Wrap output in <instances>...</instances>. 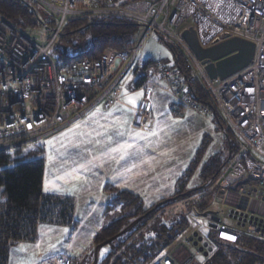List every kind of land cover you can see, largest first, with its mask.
Wrapping results in <instances>:
<instances>
[{"label": "built area", "instance_id": "obj_1", "mask_svg": "<svg viewBox=\"0 0 264 264\" xmlns=\"http://www.w3.org/2000/svg\"><path fill=\"white\" fill-rule=\"evenodd\" d=\"M27 1L56 25L41 23L22 29L0 12V152L45 140L98 106L109 110L122 102L121 83L145 41L156 33L183 58L211 104L206 107L193 98L179 67L157 62V75L177 99L175 113L180 115L187 108L217 118L234 145V152L210 185L223 192L222 204L230 193L240 197L239 204L232 207L237 223L221 226V234L231 232L264 241V216L249 207L251 203L264 205V0ZM103 17L139 24L141 42L125 50L108 47L98 59H75L67 69H60L53 52L67 22ZM186 29L195 30L204 48L233 37L250 40L255 43L254 58L227 78H211L183 38ZM143 89L134 126L149 129L155 123L153 88L146 83ZM201 195L185 197L177 205H182L188 217L200 215L197 202ZM222 214L220 210L218 215ZM52 218L60 220L58 215ZM44 220L48 218L40 216L38 224ZM183 241L192 245L193 238ZM38 264L73 263L68 255L59 254ZM154 264L169 263L163 259Z\"/></svg>", "mask_w": 264, "mask_h": 264}, {"label": "crops", "instance_id": "obj_2", "mask_svg": "<svg viewBox=\"0 0 264 264\" xmlns=\"http://www.w3.org/2000/svg\"><path fill=\"white\" fill-rule=\"evenodd\" d=\"M146 75L154 92L152 128L134 126L144 89L136 88L135 81H131L122 88V102L109 110L98 106L45 139L48 147L46 152L44 149L43 192L72 199V220L40 222L33 240L15 242L10 248L7 264H38L59 254L87 260L94 252L96 235L107 224L111 198L107 188L131 192L149 209L175 196L181 178L191 168L186 186H200L204 166L216 155L229 151L227 134L215 118L187 108L177 116L176 98L165 80L155 69ZM239 201L237 193H230L226 205L234 207ZM250 209L264 216L263 204L251 203ZM208 211L201 214V226L216 229L217 225L209 220L213 219V211ZM198 223L193 227L189 222L179 239L196 232L207 238ZM179 239L166 254L174 264H190V250Z\"/></svg>", "mask_w": 264, "mask_h": 264}, {"label": "trees", "instance_id": "obj_3", "mask_svg": "<svg viewBox=\"0 0 264 264\" xmlns=\"http://www.w3.org/2000/svg\"><path fill=\"white\" fill-rule=\"evenodd\" d=\"M0 12L10 21L22 29L38 27L43 23L49 27H54L56 22L42 10L37 9L41 18L38 20L35 13L23 0H0ZM74 33L90 34L91 44L76 56H70L69 46L72 44L71 35ZM142 32L141 26L135 22L114 17H103L96 19H74L65 25L59 44L54 49L53 55L60 69H67L70 63L79 58L101 57L104 50L108 47L117 49H130L139 44ZM161 38V37H160ZM173 53L175 63L182 71L187 86L192 92L195 100L206 107H210V101L199 83L192 75L191 69L185 64L183 58L176 49L164 38H161ZM63 45L67 46L66 53ZM161 62L148 58L143 64V69H155V63ZM163 63V62H162ZM137 66L134 70L135 87L141 88L147 83V73L139 75ZM132 70V71H133ZM219 125L222 124L215 118ZM230 138V137H229ZM228 139V138H227ZM38 144V143H34ZM23 148H17L8 152H0V167L13 164L10 168H0V264H7L10 248L15 242L22 240H33L36 237L38 228V210L39 207L46 208L42 218L54 220L52 210L56 207H62L58 216L59 222H71L73 214V201L70 198L45 195L43 192L44 179V157L41 155L44 148L40 145L36 151L29 153L26 157L21 155ZM234 152L233 142L230 143L227 156L216 155L203 168V183L211 177L217 176L225 166L230 153ZM17 154L16 157L13 155ZM38 154L37 157L35 155ZM192 168L179 182V189L175 196L177 200L183 199L187 190L186 186L192 173ZM197 188V187H196ZM193 188V193L200 189ZM111 198L108 201L106 217L107 224L98 232L95 237V245L106 238H110L123 230L131 221L145 215L150 209H145L141 198L126 190L116 188H107ZM209 198H204L199 209L206 210ZM171 202L154 209L149 215L145 216L131 231L118 237L107 246L110 251L106 252L99 264H154L165 252L167 248L176 241L181 233L188 227L186 217L181 221L169 226L166 222L160 225L157 230V238L145 240L144 234L127 243L131 235L136 232L139 226L159 212L163 207ZM76 226V223L74 222ZM236 246H221L209 258L207 264H264V241L255 238L238 235ZM257 240V241H256ZM258 242V243H257ZM259 244V246H258ZM125 246L126 252L121 257H115V254ZM257 247V250L254 248ZM148 250V251H147ZM102 254V252H101ZM263 256V257H262ZM73 264H80L81 261L71 258ZM92 262V261H91ZM90 262V263H91Z\"/></svg>", "mask_w": 264, "mask_h": 264}, {"label": "rangeland", "instance_id": "obj_4", "mask_svg": "<svg viewBox=\"0 0 264 264\" xmlns=\"http://www.w3.org/2000/svg\"><path fill=\"white\" fill-rule=\"evenodd\" d=\"M142 38H143V35L141 36L139 43L141 42ZM71 39H72V44H70L69 51H68L70 56H76L77 54L82 52L86 47H88L92 42V38H91L90 34H87V33H84V34L74 33L71 35ZM148 58L159 60V61L163 62L164 64H166L167 66H172L175 63V59H174L172 51L170 50L168 45L163 40H161L160 36L156 33L151 35L145 41L141 51L139 52V54L137 56L136 62L132 67L133 69H135L137 66H139L137 69L138 70L137 72L139 73V75H142L143 73H147L148 71L151 72V70H152L151 67L148 68L147 70L143 69V66H144L143 63ZM132 70H130L128 72V74L125 76L124 80L122 81V83H121L122 88H126V85L128 82L135 81L136 77L133 78V75L135 76V74H134V70L133 71ZM150 80H152V76H151ZM157 80H158V78L156 77L155 81H157ZM151 101H152V109H153L154 92H153ZM176 102H177V99H176ZM153 111H154V109H153ZM177 116H179V115H177ZM185 116H188V115H185ZM207 118H209V117H207ZM210 138L212 139L213 137L210 136ZM35 143H38V144L36 145L33 143L31 145H28L27 147H24L22 153H20V154L26 157L29 153L36 151V149L40 145L45 149V152L47 151L46 149L48 146H47V144H45V140H39L38 142H35ZM227 151L228 150L226 149V151L223 152L224 157L227 156V153H228ZM45 154L46 153L43 152V154H41V155L44 158H46ZM16 155L17 154H14L13 156L16 157ZM37 156H38V154L35 155V157H37ZM12 166H13V164H8V165H5V166L0 167V168H10ZM202 184H204V183H202ZM210 185L204 189H200L199 192L191 194L193 197L197 196L199 194H203V196L201 195L202 197L199 198L198 199L199 201L197 202V206H198V210L200 212V215H194L193 214L192 216L188 217V215L186 213L187 211L182 208V205H177V204H180V202H183L182 200H184L185 197H189L190 195L185 196L183 199L171 202L170 204L163 207L159 212L151 215V217L149 219H147V221L144 223V225L139 226L138 229L136 230V232L131 235V238H129L126 245L128 243H130L132 240L138 238L140 234H144L145 240L147 238H150L151 240H155L158 236L157 230L160 228V225L165 224L167 222L168 225L171 227L174 224L181 221V218L186 217L188 224L190 222L191 226H193V227L199 226L198 222L200 221V227H198V228L206 231L205 235L207 237V238H204L202 236L203 242H201L199 245V246H201L204 242H207V246L205 247V249L203 251H200L198 246H194V242L197 241L198 236H200L198 232H196L198 234V236L195 235L196 233H194V234L192 233V234L186 236L187 238L189 236H191L193 238L192 245L185 243L183 241V237L180 239L178 238L183 243V245L186 246L187 248H189V250H190L191 257H193L192 258L193 260L190 264H207L209 258L221 246H228V245L229 246H236V241H237L239 236L233 235V234H231V232H227V234L222 235L221 231L219 229L223 225L228 227V226H234L237 223L236 218L233 215L230 216L233 213V209H232V207H227L226 204H222V202L219 201V199L223 197V192H219L216 188L211 189ZM204 198H209V202L206 206V210H201V208L199 209V206L202 203V201L204 200ZM237 204H239V202ZM250 205L251 204H249V207H250ZM189 209H190V207H189ZM210 209L213 211L214 216H212L213 219H209V220H211V222L213 224L217 225L216 229L210 228L207 225L204 226V224H202V226H201V218H202L201 214L204 211H206V213H210L209 211L207 212V210H210ZM61 210H62V207L56 206L53 209L54 217H56L59 214V212H61ZM220 210L223 211L222 215H218V212H220ZM45 211H46L45 206L44 207L40 206L38 213H37L38 218L40 216L43 217L44 215H46L44 213ZM193 227L190 229L191 232H192ZM183 232L181 233V235H183ZM228 237H234V239H229ZM175 242L177 243V241H174V243ZM174 243H172L167 248V250L165 252L163 251V253L160 254V257L158 258L159 260L157 262H159L160 260L166 259L169 264H174L173 262H171L172 261L171 257H169V255L167 256L168 250L170 249V247ZM258 246H259V244H258ZM197 250L200 251L199 254L196 252ZM254 250H257V247H255ZM107 251L109 252L110 249L108 246H105L101 251L102 254H101L100 260L104 257V255L106 254ZM125 252H126L125 246H123L122 249L119 250L115 254L114 258H116V256L117 257L123 256ZM202 253H204L205 256H203ZM93 254H94V252H93ZM93 254L87 260L85 259L86 261L80 260L81 261L80 264H90V262L93 259ZM180 255H181L182 259H184L185 254L183 252H181ZM99 263H100V261H99Z\"/></svg>", "mask_w": 264, "mask_h": 264}, {"label": "water", "instance_id": "obj_5", "mask_svg": "<svg viewBox=\"0 0 264 264\" xmlns=\"http://www.w3.org/2000/svg\"><path fill=\"white\" fill-rule=\"evenodd\" d=\"M23 1L35 13L38 20L41 21V18L37 12L36 7L30 4L27 0H23ZM182 36L185 39V41L188 43L192 51L195 53L197 58L201 60L203 64H205V70L209 75V77L211 78L220 77L224 79L233 75L234 73L238 72L239 70L246 67L249 63H251L255 55V43L241 37H233L217 45L204 48L200 44L198 36L194 29L184 30ZM63 48H64V52L66 53L67 46L63 45ZM222 129L226 133V130L223 127ZM214 178L215 176L211 177L207 182L197 187L196 189H204L208 187L213 182ZM193 190L194 189H189L183 195L184 196L191 195ZM177 199L178 196H173L159 202L152 209H150L145 215L140 216L134 219L133 221H131L119 233H117L116 235L110 238H106L102 242L96 244L94 249L93 259L90 264H99L102 249L112 241L116 240L118 237L131 231L145 216L149 215L154 209L163 205L164 203L174 202ZM230 216H232V214ZM195 235L198 236L197 233ZM201 242H203V237L198 236L197 241L194 242V246H198L199 250L203 251L207 246V242H204L201 246H199Z\"/></svg>", "mask_w": 264, "mask_h": 264}, {"label": "snow or ice", "instance_id": "obj_6", "mask_svg": "<svg viewBox=\"0 0 264 264\" xmlns=\"http://www.w3.org/2000/svg\"><path fill=\"white\" fill-rule=\"evenodd\" d=\"M229 239H234V237H228Z\"/></svg>", "mask_w": 264, "mask_h": 264}]
</instances>
